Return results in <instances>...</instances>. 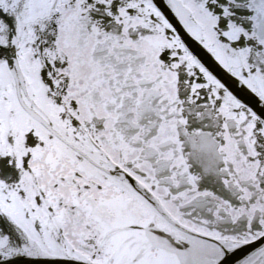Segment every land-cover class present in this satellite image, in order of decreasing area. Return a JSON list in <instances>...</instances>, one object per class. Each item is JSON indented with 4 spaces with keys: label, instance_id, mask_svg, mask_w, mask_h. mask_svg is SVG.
I'll list each match as a JSON object with an SVG mask.
<instances>
[{
    "label": "snow or ice",
    "instance_id": "1",
    "mask_svg": "<svg viewBox=\"0 0 264 264\" xmlns=\"http://www.w3.org/2000/svg\"><path fill=\"white\" fill-rule=\"evenodd\" d=\"M0 264H264V0H0Z\"/></svg>",
    "mask_w": 264,
    "mask_h": 264
}]
</instances>
